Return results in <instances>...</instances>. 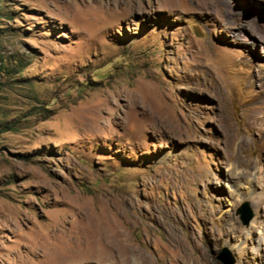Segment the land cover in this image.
<instances>
[{
    "label": "rangeland",
    "instance_id": "374dc122",
    "mask_svg": "<svg viewBox=\"0 0 264 264\" xmlns=\"http://www.w3.org/2000/svg\"><path fill=\"white\" fill-rule=\"evenodd\" d=\"M229 1L0 0V264H264V0Z\"/></svg>",
    "mask_w": 264,
    "mask_h": 264
},
{
    "label": "bare ground",
    "instance_id": "6f19581e",
    "mask_svg": "<svg viewBox=\"0 0 264 264\" xmlns=\"http://www.w3.org/2000/svg\"><path fill=\"white\" fill-rule=\"evenodd\" d=\"M222 3H223V6H222V8L223 7H225V5H227L228 4V8H229V10L231 9V8H234L235 7V5L233 4V3H231V1H229V0H220ZM209 4V3H208ZM220 8V7H219ZM227 9V8H226ZM224 14H226V15H229L230 14V11H228V10H225L224 11ZM228 18V17H227ZM234 19V18H233ZM239 22V24H240V22H242V21H240V20H238ZM236 22H237V20H236ZM240 26H242V25H240ZM250 181V184H249V189H250V187H251V185H252V183L253 182H251V180H249ZM261 201H263V200H261ZM262 203V202H261ZM96 236V238H97V240L96 241H94L95 242V244H93V243H91V244H93L92 246H96L94 249H90L91 250V252L93 253V254H96L100 249H103V250H105V252H106V250L107 251H109L111 254H112V252H115V251H118V252H132L133 251V249H130L125 243H124V240L123 239H121V237L119 236V234L117 233V232H115V233H113V234H110V233H108V232H106V231H101V230H98L97 231V234L95 235ZM93 242V241H92ZM91 246V245H90ZM89 251V250H88ZM96 252V253H95ZM117 252V253H118ZM107 253V252H106ZM89 254V253H88ZM92 255V254H91ZM90 255V256H91ZM97 255V254H96ZM107 255V254H106ZM95 258H96V256H95Z\"/></svg>",
    "mask_w": 264,
    "mask_h": 264
},
{
    "label": "trees",
    "instance_id": "16d2710c",
    "mask_svg": "<svg viewBox=\"0 0 264 264\" xmlns=\"http://www.w3.org/2000/svg\"><path fill=\"white\" fill-rule=\"evenodd\" d=\"M13 127L11 126V125H4V127L1 129V131L0 132H8V131H11V130H13L12 129Z\"/></svg>",
    "mask_w": 264,
    "mask_h": 264
},
{
    "label": "water",
    "instance_id": "95a60500",
    "mask_svg": "<svg viewBox=\"0 0 264 264\" xmlns=\"http://www.w3.org/2000/svg\"><path fill=\"white\" fill-rule=\"evenodd\" d=\"M251 218V216H248L247 218H246V223L249 221V219Z\"/></svg>",
    "mask_w": 264,
    "mask_h": 264
}]
</instances>
